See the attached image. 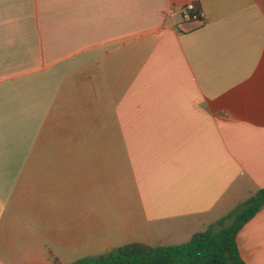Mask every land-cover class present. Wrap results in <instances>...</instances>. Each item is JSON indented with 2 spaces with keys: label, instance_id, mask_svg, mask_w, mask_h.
Listing matches in <instances>:
<instances>
[{
  "label": "crops",
  "instance_id": "0c3cea01",
  "mask_svg": "<svg viewBox=\"0 0 264 264\" xmlns=\"http://www.w3.org/2000/svg\"><path fill=\"white\" fill-rule=\"evenodd\" d=\"M189 1L201 21L167 15ZM32 125L109 206L14 195ZM263 186L264 0H0V264L182 243ZM236 242L264 264V207Z\"/></svg>",
  "mask_w": 264,
  "mask_h": 264
},
{
  "label": "trees",
  "instance_id": "16d2710c",
  "mask_svg": "<svg viewBox=\"0 0 264 264\" xmlns=\"http://www.w3.org/2000/svg\"><path fill=\"white\" fill-rule=\"evenodd\" d=\"M264 207V186L239 201L229 212L192 233L182 243L149 245L131 242L68 264H245L236 236L243 225Z\"/></svg>",
  "mask_w": 264,
  "mask_h": 264
},
{
  "label": "rangeland",
  "instance_id": "374dc122",
  "mask_svg": "<svg viewBox=\"0 0 264 264\" xmlns=\"http://www.w3.org/2000/svg\"><path fill=\"white\" fill-rule=\"evenodd\" d=\"M40 137L35 125L28 126V133L22 132L21 126H13L6 150L12 153L13 164L28 166V172L26 168L22 170L25 178L22 181L21 173L12 174L14 178L16 175L20 178L14 195L23 194L31 202L38 199H57L64 202L72 196L82 201L92 199L94 203L103 199L95 207H104L105 204L109 206L104 198L106 174L103 171L95 174L75 172L71 168L73 160L69 157L68 142Z\"/></svg>",
  "mask_w": 264,
  "mask_h": 264
},
{
  "label": "built area",
  "instance_id": "2783aa9c",
  "mask_svg": "<svg viewBox=\"0 0 264 264\" xmlns=\"http://www.w3.org/2000/svg\"><path fill=\"white\" fill-rule=\"evenodd\" d=\"M167 15L176 16L180 15L186 22H198L204 18V12L202 9L193 1L186 2L178 10L175 8H169Z\"/></svg>",
  "mask_w": 264,
  "mask_h": 264
}]
</instances>
